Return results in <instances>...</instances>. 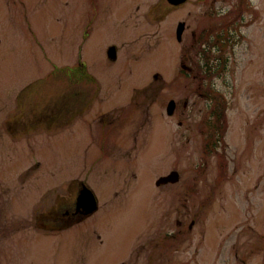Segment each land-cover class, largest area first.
<instances>
[{
    "label": "rangeland",
    "instance_id": "1",
    "mask_svg": "<svg viewBox=\"0 0 264 264\" xmlns=\"http://www.w3.org/2000/svg\"><path fill=\"white\" fill-rule=\"evenodd\" d=\"M157 1L103 0V5L113 14L138 5L146 13L147 7ZM242 2L188 0L175 8L161 0L159 15L156 11L154 20L145 17L141 30L134 29L129 19L118 18L116 26L117 18L107 17L106 30L91 39L86 55L81 56L82 61L91 62L102 91L96 99H87L90 106L84 102L75 109L72 58L77 50L79 22L86 15L89 0H0V167L14 169L27 158L37 156L53 168L50 174L54 177H59L60 170L66 180L79 174L90 186L106 187V193L101 187L94 188L102 212L108 210L105 203L114 198L116 185L123 181L131 186L139 183L151 196L145 197L141 214L130 203L124 219L113 220V230L122 228V222L128 235V264H148L145 255L151 248L143 243L154 241L156 222L164 217L153 191L156 180L172 162L166 136L173 131L174 166L180 174L178 209L185 186L197 180L196 192L188 202L194 207L188 223L194 220L195 225L188 239L177 246L175 264H242L239 259L247 260V264H264V0H249V9ZM236 8L241 12L235 20L229 13ZM228 21L235 24L229 26L235 40L225 48L226 52L222 51L227 67L210 79L227 106L223 144L218 146L220 153L213 156L201 150L204 136L197 127L201 116L210 109L207 98L200 95V85L205 83L198 68L202 62L196 54L191 52L185 57L184 52L201 30L207 31L219 46L226 43L215 38L222 34V22ZM180 23L187 28L179 43L176 29ZM136 39L138 42L132 43ZM112 42L119 47L125 44L127 68L121 69V61L113 64L102 56L101 50ZM203 43L208 46L210 42L200 44ZM207 48L201 49L202 55ZM132 49L139 50L141 58L134 59ZM217 50L211 46V53L217 54ZM183 66L192 71L188 77L180 74ZM141 91L143 96L139 97ZM171 100L178 104L175 119L167 116ZM83 104L88 108L78 116ZM121 106L129 118L123 129L121 123L114 128L107 126L117 147L111 156L95 148L89 127L93 130L95 124L99 126L95 118L100 113L98 107L109 112ZM41 114L48 122L45 136L29 140L17 121ZM76 120L83 129L77 130ZM179 121L183 122L180 128ZM156 123L160 130L153 144L144 148L147 145L137 137L145 135L146 141L147 132ZM189 127L192 132L186 130ZM11 131L19 134L12 135ZM38 133L42 135L43 130L39 128ZM30 144L34 150H30ZM108 163L119 166L110 169ZM214 179L221 182H212ZM128 193L130 200L135 193L133 187ZM139 197L136 206L143 201ZM99 216L105 230L106 215L103 212ZM175 218L182 217L176 214ZM211 245L217 247L212 249ZM33 250L38 254L33 255ZM139 251L144 252L143 258L139 259ZM74 252L71 239L63 235L50 237L43 245L28 246L18 257L22 262L18 264H76Z\"/></svg>",
    "mask_w": 264,
    "mask_h": 264
},
{
    "label": "flooded vegetation",
    "instance_id": "2",
    "mask_svg": "<svg viewBox=\"0 0 264 264\" xmlns=\"http://www.w3.org/2000/svg\"><path fill=\"white\" fill-rule=\"evenodd\" d=\"M160 1L158 0L155 5L148 6L146 13L142 11L143 7L138 5L136 9L130 10L124 7L121 11L113 14V12L111 13L106 10L105 5H103V0H89V8L86 5V15L79 22L75 39L77 42V50L72 58L74 61L72 66L74 74L72 86L74 89L73 98L75 100V109L77 107L79 108L81 103L87 102V99L89 101L96 99L102 91L101 82L95 76L91 62L89 60V62L87 60L82 61L81 56L82 53L84 56L86 55L85 50L89 46L91 39L97 38L99 32L106 30V18L114 15L117 18L115 22L116 26L119 25L118 18L129 19L134 29L140 27L141 30L144 27L145 17L152 20L156 18L155 12L160 8ZM247 2L249 0H243V7L246 6ZM186 3L179 6H171L177 8ZM78 5L80 4H75L76 7ZM157 12L159 15V11ZM240 12L241 10L233 16L229 13V16L231 18L234 17L233 19L236 20ZM225 18L228 20L227 16ZM124 22L125 20H122V25ZM232 22H222L221 31L226 30L228 24L235 25ZM101 39L106 40L105 38ZM200 41L201 36L198 34L196 39L191 42L189 50L187 49L184 52L185 57L190 55L191 52L196 55L198 54L196 51L199 48ZM135 42L137 43L138 39L133 40L132 43ZM124 45L119 47L116 42L108 43L101 50V54L106 58L107 62L116 64L121 61V69L127 68L129 55L124 49ZM130 54L136 60L141 58L140 51L137 49H132ZM182 68L180 72L181 76L188 77L192 74L188 66H183ZM211 78L213 77H205V83L200 85L201 90L199 86L198 89L200 91L213 90L214 88L210 81ZM83 89H88V91L84 92ZM200 95L207 98L206 100L210 104L209 107L211 105H221L214 91L210 92L209 98L205 92H201ZM141 96H143L142 91L139 93V97ZM98 99L101 98L98 97ZM174 103L177 110L178 104L177 102ZM87 104L90 106L91 103L87 102ZM82 106L83 108L79 110L78 116H82L80 112H85L88 108L87 105L83 104ZM99 108L97 109L100 112L99 116H95L98 119L99 126L95 124L93 130L89 127V133L91 134V139L95 141V148L99 152H106L108 155L114 156L113 154L117 147L113 137L107 131V126L109 125L114 128L121 123L123 129L129 116L122 106L119 109L115 108L109 112L102 111ZM213 109L215 108L210 107L207 115H204V117L201 116L197 127H199L198 131H200V134L204 136L203 142L201 143V145L203 144L201 150L206 155L214 156L215 153H220L218 143L223 144L221 134L224 132L225 118L222 108L216 110V113L212 112ZM175 114L168 116V118L175 119ZM47 123L42 114L39 116H27L24 120L17 121V125H23L21 128L25 130L24 136L29 140H32V138L38 135L41 138L45 136ZM91 123L93 122L91 121ZM76 124L77 130L83 129L79 125L78 120H76ZM178 124L180 128L183 122L179 121ZM152 127L153 130L147 132L146 141L145 135L137 137L147 145L144 148L153 144V139H155L154 135L160 130L157 123L152 125ZM39 128L43 130L42 135L38 133ZM186 130L192 132L190 127ZM11 134L16 135L19 133L17 131H11ZM171 134L174 135L173 131L169 132L166 140H168V143L170 142V159H172V162L168 170L156 180L153 191V193L155 192L154 198L156 199L158 209L164 213V217L158 219L156 222L157 230L154 241L143 243L145 247L151 248L147 251V255H145V260L148 264H175L177 246L181 245L182 241L188 239L195 225L194 220L188 223V219L191 217L194 209L188 202L189 197L196 192L194 187L197 186V180L195 183H188L185 186L183 201L179 200V209L177 207V184L180 182V178L178 181H173L172 179V181H165L167 176L176 172L174 166L176 154L175 150H172L175 142L173 141L171 146ZM29 148L30 150H34L31 144ZM145 151L146 149L143 152ZM127 152L130 154L129 151ZM142 155L144 156V154ZM26 160L28 161L23 162V164L14 169L0 167V207L3 208V210L0 209V264L22 263L18 262V257L23 254V251L28 246L43 245V243L48 242V238L60 235L72 240L75 250L73 260L76 264H83L86 261H89L91 264H128V235L122 222L120 223L122 228L117 226V229L113 230V220L119 222L123 220L128 212L130 203L133 210L141 214L144 208L143 202L145 197L147 196L149 198L151 196L145 194L143 186L140 187L139 183L131 186V184L123 181V184L114 187V198L105 203V208H108V210L103 212L106 215L105 225L107 228L103 230V220L100 216L98 217V215L103 213L102 206L99 197L94 192V188L101 187L106 193L107 189L105 186H90L87 184V180L80 179L79 174H74L71 179L68 178L66 180L62 170H60L59 177H54V174H50L53 168L48 164L45 165L37 156L29 157ZM106 166L110 169H115L119 165L117 163H108ZM9 180H12V182L8 183L7 181ZM158 182L160 183L158 184ZM199 182L202 181L200 180ZM212 182L220 183L221 181L214 179ZM132 187L135 193L130 196L129 200L128 191H131ZM87 196L91 202H87ZM138 196L143 201L136 206L135 202ZM88 203H92L93 206H90ZM176 214L182 218L177 220L175 218ZM125 237L127 238L125 242H121L120 239ZM214 246L211 245L212 249ZM86 253H89L90 256H86ZM238 253H236L237 257ZM32 254L36 255L38 253L36 250H33ZM137 255L139 259L143 258L144 252L139 251ZM239 260L242 264H247V260ZM45 263H48V261L46 260Z\"/></svg>",
    "mask_w": 264,
    "mask_h": 264
},
{
    "label": "trees",
    "instance_id": "3",
    "mask_svg": "<svg viewBox=\"0 0 264 264\" xmlns=\"http://www.w3.org/2000/svg\"><path fill=\"white\" fill-rule=\"evenodd\" d=\"M215 39L219 40L220 42H223V39L221 37H219V34L216 36ZM224 40H226V43L223 46L224 48L225 47L227 48V46L229 44H232V42L234 41V39H232V37L226 31H225ZM213 41L217 45V42L215 40H213ZM225 52H226V49H225ZM217 54H222V53L219 50ZM224 55L225 54H222L221 59H218V58L215 59L216 57L214 58L212 54H206L205 55V59L203 60V63L198 65L199 72L201 71L202 75H204V74L208 75V73H209V76L211 75L210 73H214V74L219 75L227 67V59L224 57ZM213 67H215V70L212 72ZM209 91L210 90L206 91L207 94H208V97H210ZM219 97H220V104L221 105L220 106H215L216 108L214 107L215 109H213L212 112L216 113L217 109L222 108L223 114H225V110L227 108L226 100H225V98L222 95H220ZM213 106L214 105H211L210 107L213 108Z\"/></svg>",
    "mask_w": 264,
    "mask_h": 264
},
{
    "label": "water",
    "instance_id": "4",
    "mask_svg": "<svg viewBox=\"0 0 264 264\" xmlns=\"http://www.w3.org/2000/svg\"><path fill=\"white\" fill-rule=\"evenodd\" d=\"M187 0H168V2L171 4V5H173V6H178V5H181V4H183V3H185ZM184 31H185V23H180L179 25H178V28H177V39H178V41H181L182 40V35H183V33H184ZM174 110H175V103H174V101H171L169 104H168V107H167V114L169 115V116H171V115H173V113H174ZM173 180V181H178V179H179V174L177 173V172H173L171 175H169V176H167L166 178H165V181H169V180ZM171 180V181H172ZM160 182H158V184H159ZM88 192H90V191H88ZM87 202H91L90 201V199L88 198V196H87ZM94 202V201H93ZM90 206H93V204L92 203H88ZM94 204H95V202H94Z\"/></svg>",
    "mask_w": 264,
    "mask_h": 264
}]
</instances>
